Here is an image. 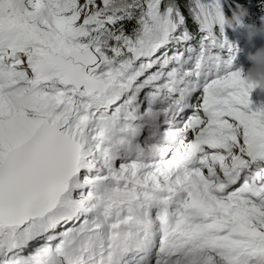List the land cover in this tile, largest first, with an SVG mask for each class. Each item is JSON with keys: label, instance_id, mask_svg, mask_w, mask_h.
Masks as SVG:
<instances>
[{"label": "snow or ice", "instance_id": "6c2138e0", "mask_svg": "<svg viewBox=\"0 0 264 264\" xmlns=\"http://www.w3.org/2000/svg\"><path fill=\"white\" fill-rule=\"evenodd\" d=\"M223 13L0 0V264H264V107Z\"/></svg>", "mask_w": 264, "mask_h": 264}, {"label": "clouds", "instance_id": "9594fccd", "mask_svg": "<svg viewBox=\"0 0 264 264\" xmlns=\"http://www.w3.org/2000/svg\"><path fill=\"white\" fill-rule=\"evenodd\" d=\"M249 10L245 7H238L231 16L222 14V26L225 29L243 28L246 32V39L250 46L255 47L257 38L264 39V20L261 23H247ZM249 67L243 72L245 79L254 86L253 91L264 92V46L250 51L247 55Z\"/></svg>", "mask_w": 264, "mask_h": 264}, {"label": "trees", "instance_id": "16d2710c", "mask_svg": "<svg viewBox=\"0 0 264 264\" xmlns=\"http://www.w3.org/2000/svg\"><path fill=\"white\" fill-rule=\"evenodd\" d=\"M181 3L183 4V0H181ZM222 4L226 8L225 10L227 11V16H231L234 10L238 7H244L245 5L249 10V23L256 22L259 24L262 22L260 15L261 8L264 7V0H222ZM185 14L187 15L186 12ZM235 36L237 40V35L235 34Z\"/></svg>", "mask_w": 264, "mask_h": 264}, {"label": "rangeland", "instance_id": "374dc122", "mask_svg": "<svg viewBox=\"0 0 264 264\" xmlns=\"http://www.w3.org/2000/svg\"><path fill=\"white\" fill-rule=\"evenodd\" d=\"M244 7L246 8L245 5H244ZM236 33L239 34L238 39H242L243 36H244V34H245V29H243V31H240V30H239V31H237ZM262 40H264V39H262ZM261 46H262V45H261ZM255 50H256L255 47L250 46L248 53H249L250 51H255ZM255 97H256V98H255ZM258 98H264V92H260L259 90H255V91H253V92L251 93V97H250L251 101L259 100Z\"/></svg>", "mask_w": 264, "mask_h": 264}, {"label": "bare ground", "instance_id": "6f19581e", "mask_svg": "<svg viewBox=\"0 0 264 264\" xmlns=\"http://www.w3.org/2000/svg\"><path fill=\"white\" fill-rule=\"evenodd\" d=\"M239 30H240V31H243V28H237V29L234 31V34H236V35H237V38L239 37V34H237L236 32H237V31H239ZM240 40H241V39H237V40H235V45H237V46H238V45H239V42H240ZM251 108H252V110H253V111H255V110H256V109H254V108L252 107V105H251Z\"/></svg>", "mask_w": 264, "mask_h": 264}]
</instances>
